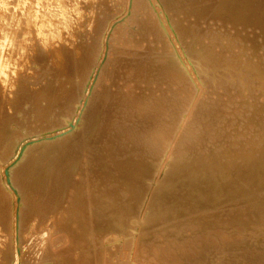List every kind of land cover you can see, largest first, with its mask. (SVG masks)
<instances>
[{"label":"bare ground","instance_id":"6f19581e","mask_svg":"<svg viewBox=\"0 0 264 264\" xmlns=\"http://www.w3.org/2000/svg\"><path fill=\"white\" fill-rule=\"evenodd\" d=\"M35 1L25 14L18 3L23 13L6 7L11 16H0V38L16 40L0 69V162L19 158L7 180L6 165L0 169V264L21 261V239L45 245L50 224L70 242L56 264H102L107 235H130L146 207L139 227L148 264H264V0H180L176 8L159 0L158 11L154 0L134 1L141 9L133 15L142 16H130L138 26L133 21L127 39L111 37L121 43L115 51L94 37L104 14L89 21L79 0ZM171 21L183 41L193 39L211 100L190 88L201 85L192 84L185 60L170 55ZM81 34L86 40L74 41ZM88 69L77 130L43 134L53 129L51 109L58 121L74 108L72 79ZM173 132L179 155L158 181Z\"/></svg>","mask_w":264,"mask_h":264},{"label":"rangeland","instance_id":"374dc122","mask_svg":"<svg viewBox=\"0 0 264 264\" xmlns=\"http://www.w3.org/2000/svg\"><path fill=\"white\" fill-rule=\"evenodd\" d=\"M3 1H5V0H3ZM12 1L13 0H9V2L11 3L10 5L11 6H7L8 5V3H7V0H6V3H7V5L6 6H4V8L2 9V7H0V16L1 15H3V14H1V13H4V12H6L7 11V14L9 13L10 15H8V16H11V14H12V10H13V14L12 15H16V13H19L20 11L22 12L23 10V7H24V13L23 14H25V13H27V10L26 9H28L29 10V8H31V7H28V5L30 4V6H34V5H36V7L38 6V4H34V3H36V1L35 0H29V1H27V0H20V2H18V0H14V2L12 3ZM16 1V2H15ZM24 1H26L25 3H24ZM73 2H75L74 0H72ZM103 1H105V0H94L93 1V3L92 4H96L97 3V5H95V7H94V5H92V6H90L91 8H89V9H87L88 7H89V5L88 6H86L87 4H85V1L84 0H79V2H80V6H81V11H83V10H85V11H83V12H81V14L80 15H82V16H84L85 15V13L87 12L86 10H90V13H91V15H88L87 13H86V17H85V19L87 18V20H89V18L91 19V21H93V18L92 17H94L95 19H98V20H101L102 21V19L103 18H107L106 20H107V22H104L105 24H103V21H102V23H100V24H102V26H99V28L101 27L102 28V30H100V32H98L97 33V35H95L94 37L96 38L97 36V38L99 39V38H101V37H99V36H101V35H103L102 36V38L101 39H97L96 38V41H97V45H98V48H100L101 49V47H102V49L101 50H103V47H104V41H105V39L104 38H108V41H109V43L111 44V47L112 46H116V47H118L119 48V46H120V40H122V39H127L126 37V35H128L129 33H130V30H131V28H134V29H136V27L138 26V23H136V21H134V18L136 19V18H138L140 15L142 16V10H141V12L139 13V15L137 14V16H136V13H137V10L138 9H141V8H136V9H134V7H132V5H133V3H135L137 0H113V3H112V0H106L108 3H106V1H105V6H104V2ZM111 1V2H110ZM128 1V2H127ZM135 1V2H134ZM153 1V0H152ZM155 1V0H154ZM154 1L153 2H151L152 4L151 5H153L154 4V6H155V9L157 10H162V7H161V5L159 4L160 2H159V0H156V2L157 3H154ZM174 3V5L173 4H170V5H173V7L174 8H176L177 7V5H176V3L175 2H178V1H180V0H172ZM27 2L29 3V4H27ZM67 3H70V1H66ZM96 2V3H95ZM110 2V3H109ZM16 3V5L19 3V6H20V8H22V9H20L19 7H18V5H17V7H16V5H14ZM20 3H24L23 5L21 4L20 5ZM137 3V2H136ZM13 4V5H12ZM27 4V5H26ZM82 4V5H81ZM102 4V5H101ZM108 4V6H106ZM109 4H110V6H109ZM130 4H132V5H130ZM114 5V6H113ZM128 5V6H127ZM136 5V4H135ZM15 6V7H14ZM97 6V7H96ZM161 8H160V7ZM6 7H8V8H11V11L9 12L8 10V8L7 9H5ZM14 7V8H13ZM25 7H27V8H25ZM39 7H40V5H39ZM36 8L38 11H39V9H42L41 7L40 8ZM100 7V8H99ZM106 7H108V9L106 8ZM18 8L20 9V11L18 10ZM34 8H35V6H34ZM97 8V9H96ZM129 8H132V9H129ZM15 9V10H14ZM3 10V11H2ZM16 10H17V12H16ZM91 10H93V11H91ZM94 10H96V11H98V10H100L99 12H96V11H94ZM134 11L135 10V12L136 13H134V15H133V12L132 11ZM157 10V11H158ZM164 10V9H163ZM2 11V12H1ZM37 11V12H38ZM140 11V10H139ZM138 11V12H139ZM165 11V10H164ZM167 13H168V15L170 16V10L167 8ZM165 11V12H166ZM14 12H16L15 14H14ZM20 12V13H21ZM94 12H95V14H97L98 13V15L100 16V17H102V14H104L103 15V17H102V19L99 17V16H97V15H94ZM126 12H127V14H126ZM131 12H132V14H131ZM83 13V14H82ZM89 13V14H90ZM92 14H93V16H92ZM122 14V15H121ZM133 15V16H132ZM6 16V15H5ZM88 16H91V17H88ZM112 16H114V17H112ZM117 16V18L115 19V17ZM118 16H122V17H118ZM126 16H128V17H126ZM130 16H132V17H134L133 19H132V17H130ZM110 19H109V18ZM126 17V18H125ZM100 18V19H99ZM121 18V19H120ZM127 18L129 19L128 21H127ZM125 19H126V21H125ZM130 19H132V20H130ZM109 20V21H108ZM114 20H116L115 22H114ZM119 20V21H118ZM90 21V20H89ZM122 21V22H121ZM125 21V22H124ZM133 21L136 23V25H134V23H133ZM113 22V23H112ZM122 23H124V25L122 24V26H121V24ZM132 22V23H131ZM85 23L87 24V21L85 20ZM106 23H107V26L105 27V25H106ZM112 23V24H111ZM119 23V24H118ZM127 23H129V25L126 24ZM169 24H166V27L168 26V28L170 29L169 30V35H170V37H171V39H173L174 37V41H176V42H174V45L176 46V48L175 47H172L171 49L173 50V52H172V50H171V56H173V54H174V56L179 60V61H184V64H185V62L187 63V65L185 64V66H186V68L188 69V71L191 73V75L193 74V77H194V80H193V82H192V84L193 83H196L198 86L199 85H201L202 86V88H201V86H199L197 89H196V85H194L195 86V88H192L193 87V85H191V89H195V90H198V92H199V90L201 91V93L202 94H204V95H202V97H203V99L206 101V100H208V99H212V98H214V96H215V94L213 93L212 94V90H211V88L207 85L206 86V83H205V78H204V76H203V74L202 73H200V70L198 69V64H197V61H196V57L195 56H193L192 54H191V48H189V46H188V44H189V42L190 41H192L193 39L192 38H188L187 40H185V41H183V39H181L180 37H179V35H178V31H177V29H176V26H175V24H174V22H168ZM85 24V25H86ZM88 25V24H87ZM103 25H104V28H106V29H104L103 30ZM113 25L115 26V31H117V33L116 32H114L113 33V31H114V27H113ZM110 26V27H109ZM112 26V27H111ZM117 26V27H116ZM119 26V27H118ZM128 26L130 27L129 29H128ZM173 28H172V27ZM124 27V28H123ZM126 27V28H125ZM100 28V29H101ZM122 28H123V30H122ZM168 28H167V31H168ZM120 29V32L118 31ZM108 30V31H107ZM110 30V31H109ZM121 30H122V32H121ZM98 31H99V29H98ZM108 32H110V34L108 33ZM122 33L123 35L122 36H120V34L119 33ZM127 32H128V34H127ZM103 33V34H102ZM170 33H172V34H170ZM109 34V35H108ZM106 35V36H105ZM175 35V36H174ZM80 36V40L78 39V38H76V39H74V41H76L77 40V42H80V43H83V42H81L82 40H81V38L83 39V41L84 40H86V38L84 39V37L82 36V34L81 35H79ZM78 36V37H79ZM82 36V37H81ZM119 36V37H118ZM177 36V37H176ZM10 37V36H9ZM9 37H5V39H4V37H2V38H0V40L2 41H0V43H3L4 41H5V44L9 41L10 43H12L13 41H16L15 40V38H14V40L12 39V37H10V39H9ZM113 37H115V38H121L120 40H118V39H115L114 41H115V44H117V45H114V41H113V39L112 38ZM7 38L9 39L8 41H7ZM95 38H93V39H95ZM110 38H111V40H110ZM3 39V40H2ZM12 40V41H11ZM79 40V41H78ZM116 40H117V42H116ZM73 41V42H74ZM111 41V42H110ZM113 41V42H112ZM8 42V43H9ZM100 42H101V44H100ZM119 42V43H118ZM9 43V44H10ZM4 44V43H3ZM3 44H1L2 45V48L0 49V51H3L4 53H3V55H2V52H0V58L2 59V63H1V65H0V69H4V65H3V63L5 64V61L7 60L8 61V59H9V56H10V53H11V49H12V47H13V44H14V42L11 44V45H7L6 47H3ZM4 44V45H5ZM99 44H100V46H99ZM8 46H10V48L8 47ZM6 49V51H5V49ZM112 48H114V51H115V47H112ZM118 48H117V50H118ZM176 50H175V49ZM179 48H181V51H183L182 53L180 52V50H179ZM97 49V46L95 47V51H97L96 50ZM9 50H10V52H9ZM99 50V49H98ZM101 50H99V53L101 52ZM174 50H175V52H174ZM180 53H179V52ZM110 52H111V58L112 59H114L115 57H116V55L118 54V53H116V52H118V51H116V52H114L113 53V49H111L110 50ZM5 53H7V56H8V54H9V56H8V58H6L7 56H6V54ZM112 53H113V55H112ZM182 54V55H181ZM6 58V60H5V58ZM77 56H78V54H77ZM173 56V57H174ZM186 56V57H185ZM74 57H76V56H74ZM107 57V51H106V53H105V55H104V59ZM77 58V57H76ZM75 58V59H76ZM180 58H182V59H180ZM188 58V59H187ZM5 60V61H4ZM189 60V61H188ZM4 61V62H3ZM6 61V62H7ZM226 69L224 68V71H225ZM88 74H92L93 75V72H91L90 73V69H88V71L86 72V78L85 77H83V74H82V72L79 74V76L78 75H76L73 79H72V82H73V80H74V82L72 83L71 82V86H72V88L74 87V89H73V91H74V94H76L75 95V97H77L78 99L79 98H81L80 100H76L75 101V105H74V108H75V110L76 111H74V108H71V109H69L68 111H71V112H66L65 114H63L61 117H59V119L60 120H62V121H60V120H58L57 121V119H58V117L56 118V116H57V114H58V112L56 113V112H54L55 110H53V109H51L50 110V112H51V114H50V112H49V118H56V119H54V121H53V119L51 120L52 121V124L51 125H49V126H51L53 129H51L50 127H48V128H46V130H44V132H42L43 134H52V133H54L53 135H56V132L55 131H57L58 133L57 134H59V133H61V131L62 132H66V131H76L77 130V126L80 124V121H82V117L80 118V121L78 120L79 119V117H76L75 118V116H79L78 115V113H77V109H78V106H80V108H81V103H79L80 101H82L83 100V98H84V95H85V89H86V84L88 83L89 84V80L90 79H88V78H90L89 77V75ZM81 75V76H80ZM92 75H90V76H92ZM80 77L79 78V80L76 78V77ZM88 77V78H87ZM81 78H83V80L81 79ZM200 78V79H199ZM75 79H77V80H75ZM80 79L82 80V81H80ZM85 80H87V82L85 81ZM199 80V81H198ZM203 82H202V81ZM78 81H79V87H77L78 86ZM196 81H198L200 84H198ZM76 82V83H75ZM85 82V83H84ZM82 83H84L85 85H83ZM205 83V84H204ZM74 86H73V85ZM82 84V85H81ZM77 85V86H76ZM83 87L84 86V88H83V90L82 91H79V90H81L80 89V87ZM206 87V88H205ZM77 88H79V90H76ZM204 89H206V90H204ZM78 92H80V95H79V93ZM81 92H83V93H81ZM77 93H78V95H77ZM208 93H210V94H208ZM81 94H82V96H81ZM77 101H79V102H77ZM77 103V104H76ZM72 110H73V112H72ZM65 112V111H64ZM70 113H71V116H69L70 115ZM72 113H74L73 115H72ZM184 113H186V112H184ZM55 114H56V116H55ZM54 115V116H53ZM67 115V116H66ZM52 116V117H51ZM81 116V115H80ZM186 116H187V118H186ZM70 117H72V119L70 118ZM73 118H75L74 120H73ZM200 118L203 120V119H205V115H201L200 116ZM182 120L183 119H187L186 121L184 120L183 122H185L184 124L188 127L189 126V124H191L190 123V116H188V114H184L183 116H182V118H181ZM72 120V121H71ZM63 121H64V124H63ZM75 121V122H74ZM79 121V122H78ZM53 122H54V124H55V126H56V129H55V127H53ZM56 122V123H55ZM78 123V125H77V123ZM59 123H62L63 125L62 126H60V124ZM70 123H71V125H70ZM75 124V125H74ZM58 125H59V127H58ZM67 126H68V129H64V128H67ZM71 126V127H70ZM75 126V128H73ZM62 127V128H61ZM60 129V130H59ZM72 129V130H71ZM74 129V130H73ZM64 130V131H63ZM48 133H47V132ZM52 131V132H51ZM60 131V132H59ZM46 132V133H45ZM51 132V133H50ZM71 133V132H70ZM175 132H173L172 133V135L170 136V137H172V136H174V140L173 141H171V143L169 142V139H168V141H167V144H166V146L168 147V148H166V147H164V149H163V151H162V155H161V169H160V171H159V173H158V175H157V180L159 181L161 178H163L164 176H165V174H166V170H167V168H169L175 161H176V159L178 158V155H179V153H178V148L181 146V145H179V144H177V139H175L176 137V135L174 134ZM174 134V135H173ZM173 138V137H172ZM172 138H171V140H172ZM60 139H62V137H59V138H56L55 140H60ZM55 140H49L50 142H52V141H55ZM229 141V139H227L226 140V142H228ZM29 144H34L35 143V141H27ZM169 142V143H168ZM38 143H40V142H38ZM35 144H37V143H35ZM37 145H39V144H37ZM166 148V149H165ZM41 149V151H44V150H46L45 149V147H42V148H40ZM39 150V149H38ZM165 152H167L166 154H165ZM169 154V155H168ZM165 155V156H164ZM163 156V157H162ZM170 156V159L168 158ZM172 157V158H171ZM168 158V159H167ZM172 159V160H171ZM168 160V162H166ZM19 162V158H16L13 162H11V163H9V164H7L6 165V161L5 162H0V169H1V167H3V164L4 165H6V166H4V168H5V173L3 174V177H5L6 178V180H7V172H8V175H9V170H10V168H13L15 165H16V163H18ZM164 163H166L165 165H164ZM161 172H162V174L163 175H161ZM16 174H17V172H16ZM150 199H151V195H150V197H149ZM149 199V200H150ZM150 202V201H149ZM147 211V212H146ZM147 215H148V210H147V207H146V209H144V211L141 213V215H140V217H138L137 219V221L135 222V223H132L131 224V234L130 235H128V236H125V235H118V234H116V235H114V234H109V237H108V235H107V238L105 239V241H104V243H102V246H104V250L102 251V252H104V254H103V258H105L103 261H104V264H148V259H146L145 258V254L142 252V250H141V245H140V241H141V239H142V234L140 233V230H141V227H139L140 225V222L141 221H144L145 219H146V217H147ZM58 216H60L61 217V214H59ZM22 217H24V215L22 216ZM46 217V216H45ZM143 217V218H142ZM19 219H20V217H19ZM135 224V225H134ZM19 229H20V234H22V232H23V227H22V225H20V222H19ZM48 230H50V232L49 233H47V238H46V244L45 245H43V246H41V247H37V248H35L34 246H28L27 245V243L29 242V241H27V243H26V245H24V244H22V239H21V261H19V262H16L15 264H56V259H57V255H58V253H66L69 249H68V245L70 244V242H69V239L66 237V235H65V233L64 232H62V231H54L53 229H52V226H51V224H50V227H49V229ZM137 231V232H136ZM135 233V234H134ZM139 235H138V234ZM20 234H19V237H20ZM137 235V236H136ZM120 236V237H119ZM133 236V237H132ZM136 237H137V239H136ZM12 239H13V235H12ZM112 239H113V241H112ZM108 242V243H107ZM13 241H12V245H11V243H10V245L12 246L11 247V250L14 252L15 250H14V248H15V246L13 245ZM138 243V244H137ZM105 247H106V249H105ZM107 247H108V249H107ZM103 248V247H102ZM108 250V251H107ZM103 261H102V264H103ZM9 264V263H8Z\"/></svg>","mask_w":264,"mask_h":264}]
</instances>
